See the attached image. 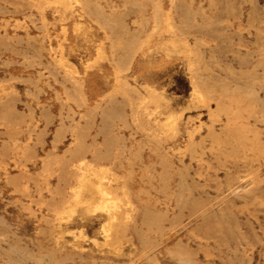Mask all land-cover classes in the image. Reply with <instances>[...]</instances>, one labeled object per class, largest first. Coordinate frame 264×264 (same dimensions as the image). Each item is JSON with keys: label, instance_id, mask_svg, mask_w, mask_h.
<instances>
[{"label": "rangeland", "instance_id": "rangeland-1", "mask_svg": "<svg viewBox=\"0 0 264 264\" xmlns=\"http://www.w3.org/2000/svg\"><path fill=\"white\" fill-rule=\"evenodd\" d=\"M52 1L0 0V264H264V0Z\"/></svg>", "mask_w": 264, "mask_h": 264}, {"label": "bare ground", "instance_id": "bare-ground-1", "mask_svg": "<svg viewBox=\"0 0 264 264\" xmlns=\"http://www.w3.org/2000/svg\"><path fill=\"white\" fill-rule=\"evenodd\" d=\"M53 1L58 2V0H53ZM66 1L67 0H65V2ZM73 1H75V0H73ZM83 1L86 5L89 4V1H87V0H83ZM63 2H64V0L62 1V3ZM59 4H60V2H59ZM67 8L69 9V7H67ZM101 11L102 10L98 6L95 7V12L101 13ZM112 18H114V17H112ZM122 22H121V24L119 23L120 27H121V25H122V27L124 26L122 24ZM117 24H118V20H117ZM123 34H124V32H123ZM111 47H112V50L115 52L121 51L119 56L117 57L116 62H115V71H116L117 80H118V86L116 88V91L121 90L122 92H124L126 90L122 86L120 80L124 79L122 77V74H124L130 70L131 63H132V60H133V57L135 54V48L133 47V44H128V43L124 44V43H120V42H118V43L116 42V43L112 44ZM237 78H239V77H237ZM197 94H199V96L202 97V93H200L199 91H197ZM165 122H167V121H165ZM172 124H174V123H172ZM77 167L80 170V174L76 178V184L72 187L71 194H70L71 200L69 202H71V204H78V203L85 202L88 204L87 205L88 207H93L95 209H100V210L104 211L107 219H109V222L104 226V234L107 238H110L115 231L114 223L117 219H119V213H120V209H121V203L120 202L122 200L120 201L115 196L114 192L111 190V188H110L111 186H109L105 183V176L102 174V170H95L94 165L90 162L85 161L84 159L79 160V164L77 165ZM95 179H97V181H95ZM89 193L99 194V200L97 202H93L92 199L86 198V195Z\"/></svg>", "mask_w": 264, "mask_h": 264}]
</instances>
